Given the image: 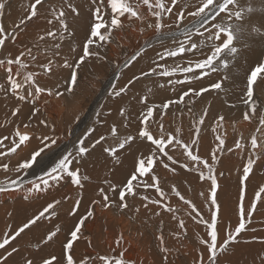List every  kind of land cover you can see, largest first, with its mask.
<instances>
[{"label":"bare ground","instance_id":"obj_1","mask_svg":"<svg viewBox=\"0 0 264 264\" xmlns=\"http://www.w3.org/2000/svg\"><path fill=\"white\" fill-rule=\"evenodd\" d=\"M33 0H13L15 7L11 4L10 10L13 9L17 16L11 15L13 18H22L26 14L28 3ZM12 2V3H13ZM35 2V0H34ZM34 2L32 4H34ZM75 4L79 5L80 15L77 19H70V30L69 36L63 41L62 52L67 54L69 62H74L78 59V55L81 53L82 43L85 40V36L88 33L89 27L94 19L93 11L94 6L90 0H72ZM107 2V0H106ZM129 3L140 4L139 11L145 16V21H137L134 18L129 20L126 17H122L123 30H113V41L106 45L107 60L104 62L89 59L86 61V66H82L81 71L78 73V82L80 87L75 90V96L70 95L67 91L66 80L70 75L68 69H55V74H45L43 69H33L31 66L28 70H36L39 72L38 82L41 85H48L52 88L53 93L56 91L62 92L63 95L59 98L49 96L47 93L41 94L35 104L24 102L19 106L22 109V113L16 117L11 115L12 111L18 106L16 98L9 95L7 98L0 94V101L5 100V106L0 105V138L8 136L9 140L3 142L4 146L0 148V152L5 153L6 160L9 169L15 168L16 165L21 163L25 158L30 157L35 150H38L41 145V140L38 137L44 135L59 136V140L56 145H52L51 150L45 149V153H41V157H38L37 163L33 164L25 175V184L23 187H19L7 192L0 193V240L4 238L6 232H15V230L21 226L28 218L37 214L40 210L46 206V203L51 202L53 199H61V204L57 206L56 216L39 223L38 226H33L31 230H25V233L21 234V237H17L15 241H11L10 245L6 246L8 250L11 246H16L20 249L18 254H14L10 257L7 264H22L24 257H40L50 258L55 256L61 257L63 249L62 245L69 237L70 230L73 229L74 223L77 217L84 214L87 209L91 208V200L99 198L97 196V186L103 185L105 178L111 180L113 183H118L125 179V176L133 168V161L142 158L143 155H150L142 143H135L127 151L120 150L117 155H120L121 163L116 164L111 158L105 153L99 150L97 146L96 150H93L91 155L86 156L84 161H81L82 167L80 172L83 175H88L90 179L88 181H82L85 184V188L80 190L78 186L71 184L70 182L63 183L47 192L43 193H31L29 194L26 189L28 180H35L31 178L32 175L42 176L44 175L45 166H50L51 163L62 154L67 151L73 150V143L76 140V135L79 131V125L82 123L77 121L78 117H81L85 110H90L92 105L91 102L99 96L100 99L97 103V107L103 106L106 111L105 115L101 116V119L109 122L116 121L120 126L119 122L124 120V117L117 118L116 113L120 108H124L128 114V124L132 129V134L137 132L139 127L140 113L146 112L140 99L143 96L148 97V103L161 104L168 99H178L182 91H187L188 88L194 87L197 90L203 87H208L211 83L221 79L225 72L211 73L209 76H205L202 79H192L190 83L185 82L184 84H169L170 79L182 80L185 75L192 76V73L183 74L177 72L173 77H147L137 81L134 86L130 87V91L123 96V98H110L109 93L112 91V85L116 84L117 87L123 86L128 82L133 75H138L141 69L147 70L155 60L157 51H163L165 46L171 45V42H166L165 45H161L156 39V30L154 28H148L147 23H155V17H152L148 11L147 5L140 3V0H128ZM154 0H150L153 3ZM18 3V4H17ZM166 4L171 3V0L165 2ZM197 0H179L176 7L173 8V13L178 8L184 7L185 15L187 16L188 11H193V5H196ZM239 3L243 8L251 7L255 11L250 14H246L245 18L241 21L243 25L251 27L253 25L264 30V0H239ZM38 11L40 6H37ZM231 11V7L229 6ZM110 11V6L105 8V18L110 19L107 13ZM9 12V11H8ZM6 12L2 18V24L5 26L6 32H11L14 25L12 26L4 22V18H9L10 15ZM11 13V12H10ZM14 13V12H13ZM193 17H187L184 24L181 25L183 29L184 25L192 21ZM7 20V19H6ZM5 20V21H6ZM10 21V18H9ZM165 24H171V29L165 28L163 31H180L176 25V16L173 14H166L162 20ZM13 23V22H12ZM38 24L42 27L41 29H48L50 26L41 19L33 18L32 21L27 23V27L20 32L27 38L31 37L36 33ZM56 27L54 23L52 25ZM51 26V27H52ZM188 26V25H187ZM192 28V25L188 26ZM143 28V32L140 29ZM103 31V30H102ZM193 31V40H199L200 38ZM66 34V35H67ZM207 35V33H206ZM180 39H184L183 36ZM250 43L248 50L243 51L241 55H238L237 60L230 65L227 75L228 80L223 82L225 91L223 93L227 96L228 100L238 104L239 100L244 96V88L246 84V74L260 62L264 54V35L252 36L247 38ZM32 41H23L21 38H17L16 42L9 43L5 41L7 52H0V57H3L6 53H11L13 56L17 55L21 44H31ZM147 42V43H146ZM43 43V42H41ZM72 46L75 51H71ZM144 52L145 54L137 58V61L132 62L131 57L137 53V51ZM77 51V52H76ZM79 53L77 56L73 55ZM202 56L193 55L192 53L183 54L181 57L167 58V63L170 67H175L179 64L181 66H187L188 60L199 59ZM57 62H60V58H57ZM164 63V61H160ZM125 64H131L129 67H125ZM124 69L121 73V69ZM196 72V71H195ZM264 74H258V82L260 76ZM4 81L0 80V83ZM159 84H164V87H159ZM94 85V86H93ZM54 86V87H53ZM151 87V92L147 90ZM264 86H261V90H257L255 86L254 99L259 103L264 104ZM263 91V92H262ZM214 92L217 90L209 89L208 92L203 93L199 98H196L195 103L192 105L195 108L193 119L197 121V113L203 112V107L208 106V116L205 119L204 128H209L205 132L200 127V141L197 145H192L194 148V154L199 155L201 159H208L212 153H217L216 161H209L214 165V174L217 176V196L218 203L221 205V214L217 217V228L219 238L222 239L228 228H234L237 222V195L238 185H244L245 195L244 202L247 206L249 198L254 199V193L259 190L260 187H264V159L258 162L257 171L253 174H249V181H244L242 177V167L246 165L248 155L251 151L250 137L255 132L257 123L255 121L249 122L243 120V114H238L235 107L228 106L226 102L215 96ZM188 97H185L187 102ZM211 103V106L209 104ZM119 104V106H118ZM125 106L123 107V105ZM148 106H151L149 105ZM210 106V107H209ZM35 107L40 108V113L35 116L32 115V110ZM234 109L233 114L230 116V112ZM182 111L181 117L179 112ZM222 110L225 113V123H221L218 120L219 111ZM158 111H154L153 117L149 118L150 129H159L158 124L154 121L158 119ZM246 111V110H245ZM98 111L91 110L87 115L89 124L94 125V121L97 120ZM111 113V115H109ZM173 113L178 115V122L183 127V139L186 143H191V139L197 138L196 127L197 124L190 119V114L184 105L170 106L166 110L164 116V130L174 131L175 122L172 119ZM42 114V115H41ZM46 119L47 127L40 125L39 120ZM192 119V120H193ZM6 120V122H5ZM31 121L28 128L23 126L24 123ZM195 123V126L193 125ZM216 124H222L225 129L234 130V136L223 137L225 140L223 147L225 150L233 148L235 142L241 137L245 141L243 153L240 150H232L227 153L219 152L218 140L212 135V132L217 131L215 128ZM55 126V130H52V126ZM78 126V127H77ZM192 126H194L192 128ZM233 126V128H232ZM19 128L21 133L27 132L30 136V141L25 142V145H21L17 149L16 153H10L7 149L11 147L10 140L15 137V132ZM107 125L102 124L97 126V131L104 133L106 132ZM58 129V130H57ZM78 129V130H77ZM215 129V131L213 130ZM231 132V133H232ZM242 132V133H241ZM249 133L245 135V133ZM166 133V132H165ZM241 133V134H240ZM229 134V133H228ZM95 136V133L92 134ZM172 136V134L170 133ZM263 135V134H262ZM123 138V135H120ZM169 134L165 135V138ZM90 136L88 139H91ZM114 140L110 138L109 144H113ZM88 143L86 140L85 144ZM150 144V142H148ZM108 146V145H106ZM154 147V146H153ZM171 147L172 151L169 155L173 156L174 160L178 163L172 165L171 162L167 161L166 158L161 157L165 160V163H169L170 168L175 167V172L165 169L163 165L158 162L153 165L152 172H150L143 179L148 183H152L149 178L155 174L158 179L160 186L164 189L166 196L163 198V203H167L169 207L176 209L175 212H166L157 205H149L148 209L143 207L145 203L139 197L134 198L130 201L129 209L121 212L115 208L103 209L100 206L94 208V218L85 221V235L89 236L95 245V251L90 247L87 241L82 238L76 242L74 247L76 248L77 255L80 253H91L93 255L96 252L101 254L119 253L124 251V258L134 264H197L199 254L201 253L202 246L200 239L208 238L205 226L200 224L198 220L192 219L188 213L191 209L186 206L183 201H180L170 189L175 186L177 190L185 196V199H190L196 204L197 209L201 212L205 219H208L209 205L204 197L200 196L201 192L208 196L210 189L208 183L204 180L198 179L199 172L189 171L180 167L181 163L188 164L189 168H192V162L189 161L183 148L174 145H168L165 151ZM5 148H7L5 150ZM126 148L128 146L126 145ZM259 150L256 152L264 153V141L259 143ZM139 149V152L137 151ZM7 151V152H6ZM123 152V155H121ZM10 153V154H6ZM8 155V156H7ZM159 155V153H157ZM4 156V155H3ZM4 158V157H3ZM240 158L244 160L241 161ZM255 159V157H253ZM75 163V162H74ZM2 164V163H1ZM0 164V166H1ZM2 173L6 174L3 169ZM205 176H207V170H204ZM223 173V175H220ZM1 177V176H0ZM174 179L173 184L167 183V180ZM172 182V180H171ZM8 183V181H7ZM4 183V184H7ZM135 183V182H134ZM106 187V186H105ZM83 192V198L81 199L80 207L77 210L76 216L69 215L72 211L75 201L80 199L79 192ZM143 195L149 196L151 199H161L159 194L156 193L155 188L140 189ZM28 196V199L24 197ZM39 196V198H37ZM63 197H68L63 199ZM261 202H264V196L261 197V201L257 202V209L252 214L251 224L248 225L250 228L256 229L255 232L246 231L241 234L240 243L235 246L230 245V251L220 258V264H260V257L264 255V207H261ZM136 208L140 211L137 212ZM160 215L157 216L156 213ZM184 221L186 228V234L184 230L180 229L179 222ZM59 226L60 231L57 236L54 237L53 241H50L47 245H43L41 241L49 231H54ZM175 233V235H174ZM124 237V244L121 247L115 245V240L120 236ZM163 235L164 241L160 242V236ZM256 239L253 240L252 238ZM244 241H251L245 243ZM40 244L41 247L37 249L35 245ZM168 248L167 253L162 252V248ZM5 254V250H0V255ZM167 256V260H164V256ZM56 264V261H53Z\"/></svg>","mask_w":264,"mask_h":264},{"label":"snow or ice","instance_id":"obj_2","mask_svg":"<svg viewBox=\"0 0 264 264\" xmlns=\"http://www.w3.org/2000/svg\"><path fill=\"white\" fill-rule=\"evenodd\" d=\"M90 2L94 6V19L82 43L81 53L74 62H69L67 54L62 52V44L66 38L65 34L70 30V19L75 20L80 15L79 5L72 2V0H35L34 4L27 9V15L13 27L11 32H6L3 24H0V52L8 51L5 46V41L8 40L9 43L14 44L20 32L27 27V23L32 21L33 18H43L50 26L48 29L38 28L33 35L30 46L29 44H24L17 55L13 56L11 53H8L0 57V80L4 81L0 83V94H3L6 98L9 95L16 98L18 106H16L11 113L13 117L22 113V109L19 106L20 104L24 102L35 104L41 94L47 93L54 98H59L63 95V93L59 91L53 93L52 88L48 85H41L38 82L39 72L36 70H28L30 66L33 69H43L45 74L50 73L53 75L55 74V69H68L70 75L66 80V91L70 95L75 96V90L80 87L78 73L81 71L82 66H86V61L89 59H95L101 62L107 60L105 48L106 45L114 39L113 30H123L121 18L127 16L129 20L134 18L137 21H145V16L139 11V3L133 5L129 3L128 0H107V2L106 0H90ZM140 3L147 5L151 16L156 18L155 23H147V27L156 30V39L158 42L162 46L165 45L166 42H171V45L174 46H165L162 52L158 50L156 53L157 58L152 61L149 68L147 70L141 69L138 75L134 74L123 86L117 87L116 84H113L111 86L112 91L109 93L110 98H123V96L130 91V87L134 86V84L142 78L152 76L173 77L177 72L184 74L192 73V76L185 75L182 80L177 79L174 82L175 84H184L185 82L190 83L192 79L199 80L205 76H209L211 73L219 71H224L225 75L216 82L211 83L208 87H203L199 90L190 87L187 91H182L178 99H168L160 105L153 104L148 106V97H142L140 103L146 108V112L142 111L140 113V127H138L135 134H126L123 138H120L118 135L117 122H109L101 119V113L98 112L96 114L97 120L94 121L93 127L87 130L86 135L78 138L73 143L72 151H67L60 157H57L50 166L46 165L44 175L38 176L35 180H28L27 183L30 186L27 187L26 191L29 194L47 192L67 182L83 190L85 184L82 183V181H88L90 177L81 174V161H84L86 156L91 155L92 151L97 149V146H99V150L105 153L116 164L121 163L120 155H117L118 151H127L133 146L134 142L138 144L142 143V146L151 154L143 155L142 158L134 160L133 168L128 175L125 176L124 180L113 183L111 180L105 178L103 180V185L106 187L97 186L96 192L99 198L97 199L94 197L91 200L92 207L87 209L84 214L77 217L73 229L70 230L69 237L66 238V241L62 245L63 252L61 257H40L39 259L35 257H24L22 264H53V261H56V264H134V262H130L124 258V251H126V249L118 254L113 253L112 255L101 254L99 252H96L95 255L87 252L77 255L74 245L82 238L87 241L88 245L95 251L93 241L89 236L85 235V221L94 218V208L97 205L103 209L115 208L123 212L129 209L132 199L139 197L145 202L143 204L145 209H148L151 204L159 206L166 212L171 213L176 211V209L169 207L167 203L162 202L166 193L160 186L159 179L155 174L149 177L152 183H148L143 179L152 172L153 165L157 162L163 165L165 169L175 172V167L170 168L169 163H165V160L161 158H166L172 165L178 163L177 160L173 159V156L169 155V152L172 151L171 147L168 148V151H165L166 146L173 144L183 148L184 153L193 165L192 168H189L188 164L181 163L180 167L188 169L189 171L199 172L198 179L209 182V195L205 196L204 192L200 193V196L204 197L209 205L208 219H205L197 209L196 204L190 199H185V196L182 195L175 186L170 189L180 201H183V203L191 209L188 215L204 225L207 231L208 238L200 239L203 250L199 254L197 264H220V258L230 251V245L235 246L240 243L242 233L246 231H256V229L250 228L248 225L251 224L252 214L257 209V202L261 201V197L264 196V187H260L259 190L254 193V199L249 198L246 206L242 195L245 186L238 185V216L236 226L234 228H228L224 237L220 239L217 228V217L221 214V205L218 203L217 196V176L214 174V165L209 162L210 160H217V153H212L208 159H201L199 155L194 154V148L192 147V145H197L199 143L198 138L191 139V143L189 144L180 138L174 139L171 135L166 139L164 132V116L166 110L169 109L170 106H176L178 108L180 105H184L189 113H193L192 105L195 103L196 98L201 97L203 93L208 92L209 89L217 90L218 92L225 91L223 82L229 79L227 72L229 71L230 65L237 60L238 55H241L245 48L251 46L246 37L250 38L254 35H264V30H261L259 27L253 25L251 30H249L248 26L240 23V21L245 18L246 14H250L255 11V9L251 7L244 9L240 8L238 0H197L196 5H193L194 10L188 11L186 16L185 9L187 8V4H185L184 7L178 8L177 11L173 13V8L177 6L179 0H171L170 5L164 3L163 0H154L153 3H150V0H140ZM46 5L47 7H45ZM8 6L9 0H0V18L4 16ZM37 6H40L39 11ZM108 6H110V11L107 15L110 19L105 18V8ZM229 6H233L237 10L234 12L230 11ZM166 14H173L176 16L175 27L180 30L179 32L171 30L163 31L165 28L171 29L173 27L171 24L162 22ZM187 17L194 18L190 21L192 28L184 25L183 29H181V25ZM54 23L57 26L51 27ZM192 29H195V34L200 38L199 40H193ZM143 30V28L140 29L141 32H143ZM181 36H183L184 39H180ZM69 47L71 51H75L74 47ZM186 52L202 56L203 58L188 60L187 66L177 64L175 67H170L168 65L167 58H176L179 56L183 59V54ZM144 54V52L138 50L137 53L131 57V61H137V58H142ZM57 58H60L59 63L57 62ZM160 61H164V63H160ZM129 66V64H125V67ZM195 70H199V72H195ZM258 74H264V62H257L250 72L246 74L243 104L246 106L247 110L243 112V120L249 122L255 121L257 123L255 132L264 134V104L259 103L253 98V85H256L257 90H259L261 86H264V75L260 76L258 82ZM168 82L173 83L172 80ZM164 86V84H159V87ZM148 91L151 92V89L149 88ZM185 97H188L187 102H185ZM157 109H159L157 113L158 119L154 122L158 124L160 129L159 138L153 135L149 126V118L153 117V113ZM182 111L183 110H181V114ZM37 113H40V108H33L32 115L35 116ZM175 114L176 113H173V115ZM109 115H111V113H109ZM118 115L124 117V120L119 122L120 131L127 130L128 114L126 109L120 108L118 110ZM206 116H208L207 108L203 110V114L195 121L197 124L195 129L197 137L200 133L199 125H204ZM218 120L224 121L225 117L219 115ZM39 123L42 126H48L46 119H40ZM30 124L31 121L24 123L23 126L28 128ZM102 124L107 125V135L97 131V126ZM52 130H55L54 125L52 126ZM213 130L215 131V129ZM93 133H95V136L92 135ZM90 136L92 138L88 139ZM15 137H18V140L13 138L9 141L11 147L8 151L10 153H16L21 145L26 146L25 142L30 141L29 134L27 132L21 133L18 127L15 132ZM110 138L115 141L114 144H109ZM38 139L41 140L42 146L14 168V171L20 174L16 179L11 180L7 184L0 183V193L23 187L27 170L32 168L34 163L38 162L37 158L41 157V153H45L46 148L51 150L52 145H56L60 138L59 136L44 135L38 137ZM5 140H9V137L4 136L0 138V147L4 146L3 142ZM85 140H88L87 144H85ZM217 140L219 142L217 145L219 152H224V139L217 136ZM148 142H150V144ZM126 145L128 148H126ZM235 147L241 150L244 149V145L239 141L235 142ZM250 147L251 151L248 155L247 163L242 167V177L244 181H249V174L252 172L255 162L253 157H255V159H260V156L256 154L258 148V136L256 134L250 137ZM231 150L230 148L228 149V151ZM137 151L139 152V149H137ZM157 153H159V155H157ZM3 155H5V153L0 152V156ZM45 155H47V153H45ZM121 155H123V152H121ZM2 167L5 172L9 171L8 164H3ZM205 169L207 170V176H205L204 173ZM220 175H223V173H220ZM153 187L161 199H151L149 196L143 195L140 191L141 188L146 190ZM78 194L80 199L75 201L69 215L76 216L77 210L80 207L83 192L80 191ZM24 198L28 199L29 197L25 196ZM37 198H39V196H37ZM67 198L68 197H63V199ZM60 204L61 199H53L51 202L46 203V206L37 214L28 218L26 222L15 230V232H11L10 230L6 232L4 238L0 240V250H5V254L0 255V264H7L10 257L20 252V249L16 246H11L10 250H8L6 246L10 245L11 241H15L17 237H21V234L25 233V230H31L33 226H38L39 223L56 216V209ZM260 206L264 207V202H261ZM136 211L139 212L140 209L136 208ZM156 215L159 216L160 213L157 212ZM179 227L184 230L186 234L187 230L183 220H180ZM59 231V226H57L54 231H49L41 243L47 245L50 241H53ZM159 239L160 242L163 243V235H161ZM252 239L255 240L256 238L253 237ZM124 242V237L121 234L115 240V245L121 247ZM244 242L249 243L251 241ZM261 243H264V240H261ZM34 247L39 249L41 245L37 244ZM161 250L163 253L168 252V248L166 247H163ZM164 260H167L166 255L164 256ZM260 264H264V255L260 257Z\"/></svg>","mask_w":264,"mask_h":264},{"label":"rangeland","instance_id":"obj_3","mask_svg":"<svg viewBox=\"0 0 264 264\" xmlns=\"http://www.w3.org/2000/svg\"><path fill=\"white\" fill-rule=\"evenodd\" d=\"M166 1H168V0H163V2L165 3ZM13 2V0H9V6L6 8V10H5V13L6 12H8V14L10 15V21H9V18H4L3 19V21L4 22H7V23H9L11 26H12V24L15 26L16 24H18L19 22H20V20L22 19V18H24L26 15H27V10H26V14H25V16L24 17H20L19 15H18V17L19 18H13L11 15H14V16H17V13L13 10V9H11L10 10V5L12 4L14 7H15V4H16V2L14 3H12ZM34 2V0L32 1V2H30V3H28V8L32 5V3ZM238 3H239V0H238ZM18 4V3H17ZM239 5H240V8H242V9H244L243 8V6L239 3ZM45 7H47V5L45 6ZM231 7V11H236L237 9L236 8H234L233 6H230ZM27 8V9H28ZM11 12V13H10ZM14 12V13H13ZM3 18V17H2ZM2 18H0V24H2ZM7 19V20H6ZM43 19V18H42ZM6 20V21H5ZM44 20V19H43ZM45 21V20H44ZM13 22V23H12ZM186 21H183V23L182 24H184ZM235 22V21H234ZM240 23H241V21H240ZM187 25L188 26H190L191 25V23L190 22H188L187 23ZM4 26V25H3ZM13 27V26H12ZM53 27V26H52ZM4 28H5V26H4ZM38 28L39 29H41L42 27L38 24ZM23 31H27V30H22L21 32H23ZM177 32H179V31H177ZM70 33V32H69ZM68 33V34H69ZM35 34V33H34ZM33 34V35H34ZM67 34V33H66ZM65 34V35H66ZM66 35V37L67 36H69V35ZM33 35L31 36V37H29V38H27L26 36H24V35H22L21 33H20V35L17 37V38H21L23 41H32V39H33ZM66 39V38H65ZM24 44H21L20 46V48H22V46H23ZM249 48H245L243 51H245V50H248ZM77 52V51H76ZM141 52H142V50H141ZM8 53H6L5 55H7ZM79 53H77V55H78ZM4 55V56H5ZM74 56L76 55V53L75 54H73ZM76 55V56H77ZM203 57H201V58H199V59H202ZM196 60V59H195ZM260 62H264V54H263V56H262V59H261V61ZM131 65V64H130ZM124 69L125 68H123V69H121V73H123V71H124ZM196 72H199V70H195ZM221 71H219V72H216V73H220ZM184 74V73H183ZM204 78V77H203ZM170 80H172L173 81V83L175 82V80L176 79H170ZM173 83H169V84H173ZM255 86L256 85H253V93H255ZM150 89H151V87H149ZM149 90V89H148ZM148 90H147V92H148ZM260 90H261V88H260ZM263 91H264V87H263V89H262ZM262 91V92H263ZM214 95L215 96H219V98H221V99H223L225 102H226V104L228 105V106H231V107H235L234 109H237V111H238V114H237V116L239 115V114H243V112L245 111V110H247L246 109V106L243 104V98H241L240 100H239V102H238V104H236V103H234V102H231V101H229L228 100V98H227V96L223 93V92H214ZM146 96V95H145ZM144 97V96H143ZM99 99H100V97L99 96H97L92 102H91V104L90 105H92V107H91V109L90 110H85V112H84V114L81 116V117H78L77 118V121L78 122H80V123H82V125H79V131H78V133H77V135H76V140L78 139V138H80V137H82V136H84V135H86L87 134V130L89 129V128H91V127H93V125H91V124H89V122H88V119H87V115H88V113H90L91 112V110H94V111H98L99 110V113H101V116L102 115H105L106 114V111L103 109V106H99V107H97L96 105H97V103H98V101H99ZM149 104V103H148ZM209 104H210V106H211V103L209 102ZM0 105H2V106H5V100H1L0 101ZM149 105H153V103H150ZM156 105H159V104H156ZM118 106H119V104H118ZM125 106V104L123 105V107ZM209 106V107H210ZM208 106H204L203 107V110L205 109V108H207ZM193 108V107H192ZM119 109H120V107H119ZM234 109L230 112V116L233 114V112H234ZM193 110H195V108H193ZM193 113H194V111H193ZM220 115H223L225 118H226V115H225V113H223V111L222 110H220L219 112H218ZM190 114V119H191V121L193 122H195V120L193 119V114L192 113H189ZM203 114V112H198L197 113V119L196 120H198L199 119V117H200V115H202ZM181 111L179 112V117H181ZM209 115V114H208ZM116 116H117V118H120L121 116H119L118 115V112L116 113ZM207 117V116H206ZM206 117H205V119H206ZM172 119H173V121L175 122V127H174V131H166V130H164V132H166L165 133V135H167V134H169L170 135V133L172 134V137L175 139V138H180L181 140H184L183 139V127H182V124H181V122L179 123L178 122V115H175V116H172ZM193 119V120H192ZM5 122H6V120H5ZM206 122V121H205ZM226 121L224 120V121H221V123H225ZM7 123V122H6ZM193 125L195 126V123H193ZM194 126H192V128L194 127ZM204 125H200V127H203ZM78 127V126H77ZM139 127H140V125H139ZM117 128H118V135L120 134V135H126V134H132V129L133 128H130V126H129V124H128V129L127 130H125V131H120V126L117 124ZM215 128L217 129V131H215V132H212V135L213 136H215L216 138H217V136H223V137H232V136H234V130H233V132L231 131V130H227V129H225L224 128V126L222 125V124H216L215 125ZM232 128H233V126H232ZM234 129V128H233ZM58 130V129H57ZM78 130V129H77ZM152 132H153V135L154 136H156L157 138H159V135H160V129H150ZM177 130H179V131H177ZM206 130H209V128H202L201 129V132L202 131H206ZM232 132V133H231ZM229 133V134H228ZM242 133V132H241ZM240 133V134H241ZM249 133L247 132V133H245V135H248ZM258 134V140H259V143H261L262 141H264V134L262 135L261 133H257ZM89 138V137H88ZM198 139H199V141H200V134H199V136L197 137ZM75 140V141H76ZM185 141V140H184ZM225 141V140H224ZM238 141L240 142V143H242L243 145H244V143H245V141L243 140V138H239L238 139ZM85 142H86V140H85ZM115 143V141L113 142V144ZM174 145V144H173ZM175 146V145H174ZM0 148H2V147H0ZM7 148H5V150H6ZM232 150H240L241 151V153H243L244 151L243 150H241V149H237L235 146L233 147V148H231ZM8 150V149H7ZM231 150V151H232ZM259 150V148H257V150H256V152ZM7 152V151H6ZM225 153H227V152H229L228 150H225L224 151ZM6 154H10V153H6ZM258 155L260 156V159H254V165H253V170H252V172L250 173V175L251 174H253V172L254 171H257V167H258V162L260 161V160H262V159H264V153H258ZM8 156V155H7ZM4 157V158H3ZM38 159V158H37ZM1 160H6V156L4 155V156H0V161ZM240 160L241 161H243L244 162V160L242 159V158H240ZM2 163V164H1ZM0 164H1V166H0V173H2L1 172V170L3 169V167H2V165L3 164H5V162H0ZM17 166V165H16ZM15 166V167H16ZM4 170V169H3ZM28 171V170H27ZM18 175H20V174H18V173H16L12 168L11 169H9V172L8 173H6V174H0V183H7V181L8 182H10L11 180H13V179H16L17 178V176ZM31 178H33V179H35V178H37V176L36 175H32L31 176ZM169 178H171V179H169V180H167V183H169V184H173V182H174V179L172 178V177H169ZM171 180H172V182H171ZM243 195V199L245 198V195L244 194H242Z\"/></svg>","mask_w":264,"mask_h":264}]
</instances>
